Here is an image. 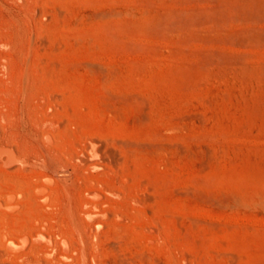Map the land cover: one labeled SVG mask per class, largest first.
Listing matches in <instances>:
<instances>
[{
	"label": "rangeland",
	"instance_id": "374dc122",
	"mask_svg": "<svg viewBox=\"0 0 264 264\" xmlns=\"http://www.w3.org/2000/svg\"><path fill=\"white\" fill-rule=\"evenodd\" d=\"M0 264H264V0H0Z\"/></svg>",
	"mask_w": 264,
	"mask_h": 264
},
{
	"label": "bare ground",
	"instance_id": "6f19581e",
	"mask_svg": "<svg viewBox=\"0 0 264 264\" xmlns=\"http://www.w3.org/2000/svg\"><path fill=\"white\" fill-rule=\"evenodd\" d=\"M88 145V144H87ZM10 152V151H9ZM8 152V159L9 158H11V157H13L12 155H10V157H9V154L10 153H12V152H10L9 153ZM14 152V151H13ZM89 157V156H88ZM13 159H15V157L13 158ZM12 158H11V160L10 161H12L13 160ZM49 160V159H48ZM13 162V161H12ZM85 163V162H84ZM49 167H51V169H50V171H49V173L47 174V180L46 181H48V180H53V179H51L52 177H65V176H67L68 175V173L67 172H65L64 170H62V169H57V168H54L53 167V164H51L50 162H49ZM91 169V168H90ZM92 183H93V181H92ZM44 184H40V185H38V187H37V190L40 192V191H43L44 189H43V186ZM94 186V185H93ZM42 193V192H41ZM88 194L90 195V196H98L99 195V192H98V190H97V188H95V187H92V188H90V189H88ZM86 195V194H85ZM91 198V197H90ZM94 200V199H93ZM4 204L6 205V206H8V207H12L14 204H15V202H14V199L12 198V196L10 197V198H7L6 200H5V202H4ZM36 234L37 235H39V236H42V234H41V232L40 231H37L36 232ZM6 241H7V243L9 244V245H15V243H16V241L12 238V237H10V236H6L5 238H4ZM24 241V244H25V242H26V240L24 239L23 240Z\"/></svg>",
	"mask_w": 264,
	"mask_h": 264
}]
</instances>
